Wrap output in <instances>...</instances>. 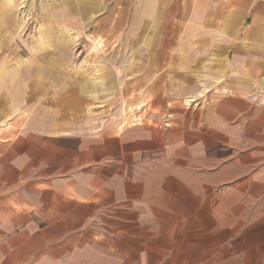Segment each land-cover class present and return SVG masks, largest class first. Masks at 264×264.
<instances>
[{"label":"crops","instance_id":"crops-1","mask_svg":"<svg viewBox=\"0 0 264 264\" xmlns=\"http://www.w3.org/2000/svg\"><path fill=\"white\" fill-rule=\"evenodd\" d=\"M30 6L34 27L28 33L20 0H0V215L6 214L7 194H18L14 222L28 226L26 231L37 225L39 214L15 218L17 209H37L39 199L36 203L23 198L22 189L5 185L8 154L12 162L21 158L36 166L42 161L50 169L55 154L64 163H92L124 154L122 161L134 159L137 166L99 173L63 165L58 175L53 170L47 176L52 183L32 186L31 193H46L45 209L52 212L53 222L60 216L54 211L60 210L63 215L57 220L67 222L75 205L102 209L106 195L116 219L128 220L130 211L140 210L138 218L144 221V211L160 210L166 203L155 201L159 206H153L147 188L159 190L165 183L151 172L150 163L174 155L186 157L179 167L199 156L214 160L215 154H200L198 149L211 141L206 137L200 142L197 134L181 126L159 138L160 130L150 127L152 133L144 132L150 126L146 121L132 122L127 129L122 125L120 137L112 138L117 125L104 128L98 124L101 118L108 126L119 115L129 120L135 114L172 110L180 123V115L191 113L188 102L206 90L211 98L222 100L209 107L227 122L222 128L236 129L230 120L241 112L232 107L237 101L254 104L260 121L256 130L264 128V0H30ZM223 135L224 143H232L229 133ZM152 139L163 147L161 156L148 146L133 147L149 145ZM258 144L263 160L262 133ZM126 145L133 148L125 151ZM55 179L64 186L55 187ZM55 195L62 200L56 201ZM71 199L78 203L73 205ZM118 252L133 257L142 253Z\"/></svg>","mask_w":264,"mask_h":264},{"label":"rangeland","instance_id":"rangeland-1","mask_svg":"<svg viewBox=\"0 0 264 264\" xmlns=\"http://www.w3.org/2000/svg\"><path fill=\"white\" fill-rule=\"evenodd\" d=\"M20 4L29 33L34 27L30 0H20ZM209 94L204 90L194 100L191 99L187 109L191 113L180 115V123L177 115L167 109L164 114H135L129 120L126 114L119 115L116 121H107L108 126L102 118L98 121L104 128L117 125L118 132H113L112 138L120 137L122 129H127L132 122L146 121L150 126L144 132L152 133L150 127L156 132L160 130L159 138L169 137L176 127L181 126L186 127L188 133L197 134L200 142L206 137L211 141L209 146H198V149L200 154L203 151L215 154L214 160L206 161L199 156V160L185 162L183 167H179V162L183 163L186 157L174 155L168 157L171 161L150 163L151 172H157L165 183V187L159 190L153 186L147 188L150 198L154 202L165 200L166 203L160 210L144 211L147 217L144 221L138 218L140 210L130 211L128 220L116 219L109 208L111 198L106 195L102 209H94L93 204L80 207L71 199L70 203L76 208L68 211L69 220H57L63 215V210H60L54 211L60 216L53 222L50 219L52 212L45 209L47 205L43 199L47 197L46 193L42 194V190L31 193L32 186L52 183L47 176L53 170L58 175L63 165L67 169L96 170L99 173L136 167L134 159L130 162L121 160L124 154L121 158L110 156L92 163H64L55 154V167L50 164L51 169L46 168L42 161L36 166L21 158L12 162L8 154L5 185L22 189L20 196L23 198L33 199L36 203L39 199L37 209H17L18 217L15 218H23L25 214L33 218L38 212L39 222L27 231L28 226L15 224L13 202L19 195L7 194L8 208L6 214L0 215V264H264V151L263 160L257 152L261 148L258 144L261 133L264 138V128L256 130L260 121L255 117L254 104L241 105L238 101L232 103V107H240L241 112L230 120V125L236 129L222 128L227 122L222 120L221 114H212L214 110L209 108L222 100L211 98ZM213 99L215 104H212ZM122 125L124 128L121 129ZM225 132L231 135L232 143H224L227 138L224 139ZM239 140L245 142L238 144ZM156 143L152 139L149 145L139 143L133 147L140 150L148 146L152 154L161 156L163 147L156 146ZM112 147H107L110 149L108 152ZM133 147L126 145L123 148L126 151V148ZM42 157L40 155V160ZM186 170L193 173L192 176L181 172ZM56 179L55 187H63L64 184ZM151 180L154 181V174ZM54 197L56 201L62 200L61 195ZM155 205L159 206V203ZM82 221L86 223L82 224ZM33 230L32 235L28 234ZM21 244L24 250L18 253ZM16 246L21 247L15 250ZM143 246L147 247V252L142 250ZM119 249L123 253H142L133 257L120 254Z\"/></svg>","mask_w":264,"mask_h":264}]
</instances>
